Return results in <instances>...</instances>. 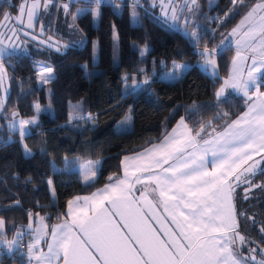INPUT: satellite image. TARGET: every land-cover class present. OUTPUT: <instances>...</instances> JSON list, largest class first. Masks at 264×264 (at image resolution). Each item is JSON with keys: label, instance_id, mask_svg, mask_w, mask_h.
<instances>
[{"label": "trees", "instance_id": "16d2710c", "mask_svg": "<svg viewBox=\"0 0 264 264\" xmlns=\"http://www.w3.org/2000/svg\"><path fill=\"white\" fill-rule=\"evenodd\" d=\"M63 1L53 0V4ZM255 1L243 0L236 6L232 0L217 1L213 11L216 17L212 22L205 20L207 36L215 30L213 45ZM19 2L0 0V19L5 12L14 13ZM230 8L234 13L225 19ZM99 12L96 26L90 11L75 20L85 40L82 47L70 46L58 54L45 52L43 60L53 69V78L45 87L37 85L32 56L11 54L3 58L9 75L5 111L16 110L22 120L36 119L35 124L25 126L28 134L23 139L19 130L10 132L0 125V218L5 222L6 235L23 230L29 213L43 216L49 225L59 221L70 198L109 183V177L120 172L123 156L158 143L178 119L183 117L195 130L209 121L215 126L235 119L246 108L238 95L220 100L215 97L230 65V54H216L219 74L210 77L197 66L201 42L194 44L181 33L168 31L141 9L138 23L132 25L128 5L117 13L111 3H101ZM217 18L224 22L217 25ZM143 46L148 49L141 57ZM176 63L186 64L187 70L180 76L166 77ZM144 77L148 84L134 86ZM36 104L40 105L39 112ZM127 113L131 128L116 131L115 126ZM71 116L83 119L71 122ZM96 159V176L83 181L81 166ZM262 170L264 161L251 177L252 184H264ZM247 187H239L241 194L235 200L238 230L245 237L241 251L247 257L253 254L249 249L255 248L259 261L264 260V233L260 232L264 227V189L253 188L245 200L243 190ZM18 253V248L0 253V264H23Z\"/></svg>", "mask_w": 264, "mask_h": 264}, {"label": "snow or ice", "instance_id": "6c2138e0", "mask_svg": "<svg viewBox=\"0 0 264 264\" xmlns=\"http://www.w3.org/2000/svg\"><path fill=\"white\" fill-rule=\"evenodd\" d=\"M91 2L96 6L92 15L98 17L103 0ZM140 2L132 0L133 20H138L136 7ZM52 3L53 0H43L44 9L47 10ZM151 3L155 7L157 0H151ZM238 3L242 4L243 0H232L233 6ZM159 4L163 17L175 22L184 9L193 13L197 0H185L183 5H177L175 0H159ZM40 6L41 0H33L27 8L21 4L19 15L14 19L23 24L26 10V27L34 28ZM62 7L67 13L69 5L64 3ZM83 11L85 9H79L73 20ZM233 13L234 8L229 9L224 14L225 19ZM3 19L8 22L13 18L5 12ZM188 27L189 21L185 19V31ZM198 28L199 25L193 27L189 33L196 43L200 39ZM10 30L12 36L7 38L20 40L19 32H23V28ZM43 32L41 26L40 33ZM24 35L30 33L24 32ZM221 35L222 46L229 42V37L235 38L236 56L232 60L229 78L216 91V97L220 100L230 87L246 98V110L235 119L225 121L220 130L212 128L207 135H204L205 128L212 127L211 121L207 125L202 123L193 134V129L182 117L159 143L145 148L137 156H126L124 161H131V164L122 161L123 177H109L110 183L90 196H76L67 201L66 218L62 217L63 222L53 225L50 232L46 231L48 226L44 224V217L39 218L40 227L35 229V238L27 245L30 261L35 260L36 264H247L251 260L255 264H264V260H256L255 248L249 249L252 255L244 257L233 247L237 240L240 244L245 243V237L238 231L236 189L248 185L244 189L245 200L249 199L248 193L253 188L264 189V184L251 183V177L264 161V155H261L264 154V91L260 83L264 79V0L253 5L227 36ZM4 36L0 33V87L6 76L2 59L6 52ZM23 43L9 44L7 48L24 52ZM40 43L58 52L69 47L59 41L53 42L51 36ZM218 51V47L209 50L205 46L200 53L204 66L210 67L213 75ZM246 52L251 56L243 54ZM249 58L251 64L246 66ZM84 67L87 71V66ZM184 67L176 65L175 72ZM52 73L51 67H42L38 78L49 83ZM148 82L147 78L143 81L144 84ZM3 103L0 98V108ZM35 107L39 112L40 105ZM227 115L223 113V116ZM71 118L83 119L82 116ZM35 123V118L19 121L21 139L28 134L25 126ZM9 130H17L14 121L9 124ZM25 152L30 154L27 146ZM256 155L261 158L254 159ZM98 163L81 166L85 182L96 176L94 169ZM48 183L51 185L52 181ZM137 185L141 187L137 189ZM52 192L55 195L54 189ZM29 219H32L31 213ZM4 227L5 222L0 218V243L11 250L16 240L3 238ZM260 232L264 233V227ZM46 235L51 239L47 243V252H43L37 246Z\"/></svg>", "mask_w": 264, "mask_h": 264}, {"label": "rangeland", "instance_id": "374dc122", "mask_svg": "<svg viewBox=\"0 0 264 264\" xmlns=\"http://www.w3.org/2000/svg\"><path fill=\"white\" fill-rule=\"evenodd\" d=\"M19 1L20 2H19L17 10L14 13H10V15L13 19L9 20L8 22L4 21L3 16L0 19V24L4 25V26L0 27V33L5 34L3 39H4V47L6 48V52L4 53L2 59L11 55V54H24V55L32 56L34 58V69H35V76H36V80H37V85L39 87H45L48 83H43L42 81H40L38 78V73L42 67H51V66H49L47 63H45V61L43 60L44 59L43 55H45V52H50V51H52L55 54L56 53L58 54V53L63 52L66 48H61V50L58 52L55 50V48L48 47L47 44H41L40 41L41 40L47 41L48 38L51 36L53 39V42L59 41L60 44H62V45L67 44V45H69V47L70 46L82 47L84 45L85 40H84L83 35L80 33V31L76 27L75 20L81 14H83L87 11H90L91 16H92V23L94 26H96L98 23V17H94L92 15V9H94L96 6L94 3L91 2V0H65L61 3L56 4V5H54L53 3L50 4L48 6L47 10H45L43 7V0H41V6L38 10L37 18L34 20V28H27L26 27V24H27L26 10H25V14L22 17V19L24 21L23 24H20L14 18L17 15H19L18 10H19V7L21 4H25L26 8H27V6H30L33 3V0H19ZM217 1L218 0H211V4H210V0H204L203 3H201L200 0H197V4L193 8L194 14L189 13V11L187 9H184L183 14L180 17V19L178 21H175V22L171 21L170 19H166L165 17H163L162 12H161V8H160V4H159V0H157L155 7L152 6L151 0H141L140 5H138L136 7V11L138 13L139 9H141L144 15L152 17L157 22H159L163 27H165L168 31H177V32L181 33L182 35H184L185 37L189 38V40L194 44H197V43L193 40V38L189 35V33L191 32L193 27H196L197 25H199V28L197 30H198V33L200 36L199 42L202 43V47L199 51V56L197 58V63H199L198 67L202 72L207 73L209 71L207 69H210V67H206V66L202 65L203 64V58L200 55V53L203 51L204 47L207 45H210V48L207 46L209 48V50H211L212 48L218 47L219 48L218 53L225 51V53L227 55L230 54V58H231L230 65L227 69L226 74L224 75V78H223V81H224L225 79L229 78L230 71L232 70V60L236 56V45H235V38H232V37H229V42H226V44L223 46L220 45L221 40L218 41V43L216 42V45L215 44L213 45L212 41H211V37H212L213 31H215V30H212V33L209 36H207V33L205 31L207 29V27H206L205 23H206V21L212 22L214 20V18L216 17V13H214L213 11L215 10L214 7L217 5ZM73 2H77L78 4L75 5ZM175 2L177 5H183L185 0H175ZM189 2H190V0H189ZM258 2H259V0H256L254 3H252V5L248 7V9L245 11V13L242 16L238 17V19L236 20V23L231 28H229L228 30H225V36H227V34L231 31V29L239 23V21L247 13V11H249L251 9V7ZM64 3H67L69 5V9H68L67 13H65V11L62 7V4H64ZM102 3H111L113 10L117 13H119L121 11V9L123 8V5H128L129 6L130 23L132 25H136L138 23V20H133V18H132V0H103ZM87 4H89V5H87ZM203 4H204V8H203ZM113 5H115V6H113ZM79 9H85V11L80 12L76 16V19L73 20V15L77 14ZM230 9H233V8H230ZM206 17H210L211 19H207ZM185 19H187L189 21V27H188L187 31H185V29H184V20ZM220 20L221 19H219L217 25L220 23ZM41 26H43V28H44L43 34L40 33ZM14 27L17 29L23 28V32H19L20 40H15V39L10 40L7 38V37L12 36V32L10 29H12ZM24 32L30 33V35H24ZM33 36H36L37 39H35V40L32 39ZM209 40H210V42H209ZM21 41L24 42L21 45V47L25 49L24 52H21L19 49L13 50L12 48H7V46L9 44H19ZM147 49L148 48L146 46H143L140 48V56L141 57L145 56ZM142 52H143V55L141 54ZM243 54L248 55L249 57L251 56V53H248V52L243 53ZM93 59H95V53H93ZM215 60H216V54H215ZM250 64H251V59L249 58V60L246 62V66L250 65ZM176 65H184L185 66L178 73H180L184 70H187V68H188L187 65L184 63H176L167 72L166 75L178 74L177 72H175V66ZM216 65H217V61H216ZM216 71H217V74H219L218 67H216ZM52 78H53V73H52ZM145 79L146 78L144 77L142 82H140V83L138 82V84H136L135 86L139 87L142 84H144L143 81ZM260 83L264 84V80L262 79L260 81ZM220 86H221V84H220ZM8 90H9V75H8L7 70H6V76L4 78L3 86L0 87V98H2L4 101L3 107L0 108V125L2 123L4 125V128L9 130V124L14 121L17 125V130H18L19 129V121L22 119L20 118V116L18 115L16 110L5 111V109H4V106L6 105V98L8 95ZM226 90H228V93L234 92V93L242 94V93H239L230 87L226 88ZM261 90L263 91L264 89H261ZM45 91L47 94L49 93L48 88H45ZM215 96H216V92H215ZM13 113H16L17 115L14 116ZM71 117H70L71 122L73 120L74 121L76 120V119H73ZM224 123H225V121L221 124L212 126L211 128L206 127L205 132H211L212 128H216L217 130H220V128L222 127V125ZM130 128H131V115H130V113H127L125 115V117L119 123H117V125L115 126V130L116 131H127ZM199 128L193 130V134H195V131L199 130ZM14 131H16V130H14ZM14 131H10V132H14ZM6 138H7V140L10 139L9 136ZM261 155H264V154H261ZM260 158L261 157L259 155H256L254 157V159H260ZM97 161L98 160L96 159V160H92L91 162L95 163ZM97 167H98V164H96L95 168H97ZM260 167H261V165L259 166V168ZM259 168H258V170H259ZM54 169L58 170L57 167H54ZM121 176H122V172H121V168H120V172L118 174L114 175L113 178L121 177ZM82 179L84 181V178H82ZM244 185H246V184H244ZM237 190H239V187L236 189V196H237V194H239V195L241 194V192L239 191L240 193H238ZM243 192H244V190H243ZM236 196H235V200L237 198ZM27 229L28 228H26V225H25L22 232L27 233ZM17 232H20V231H15L12 235L9 236V235L5 234V230L3 229V238L8 240V241H12L13 239H15L17 241V239L19 237L16 235ZM240 235H242V234L240 233ZM241 245L242 244H240V242L237 240L236 244L233 245V247L235 249H237L238 253L241 256L245 257L247 254L246 255L242 254ZM0 246L3 249H5V252H7V253H10L12 250V249L9 250L8 247L3 243H0ZM13 246H15V245H13ZM19 253H20V251H19ZM247 264H251V263L248 261Z\"/></svg>", "mask_w": 264, "mask_h": 264}, {"label": "crops", "instance_id": "0c3cea01", "mask_svg": "<svg viewBox=\"0 0 264 264\" xmlns=\"http://www.w3.org/2000/svg\"><path fill=\"white\" fill-rule=\"evenodd\" d=\"M198 64L199 63H197V66H198ZM202 65H204V64H202ZM207 70H209L206 74L208 75V76H210V77H217L218 76V74H217V71H216V69H215V75H213L212 74V69L210 68V69H207ZM186 70H184V71H182V72H180V73H178V74H173V75H166V77H168V78H174V77H177V76H179V75H182L184 72H185ZM223 84V79H222V83H221V85ZM221 87V86H220ZM219 87V88H220ZM264 91V90H263ZM230 94H234V95H238V96H240V97H242L244 100L246 99L242 94H238V93H228V90H225V96H227V95H230ZM224 96V97H225ZM216 97V96H215ZM217 98V97H216ZM223 98V97H222ZM245 110H246V108H245ZM244 110V111H245ZM243 111V112H244ZM181 120V118L180 119H178L177 120V122L174 124V126L170 129V131L169 132H171L172 131V129L173 128H175L176 126H177V124H178V122ZM168 132V133H169ZM207 133H209V132H204V135H207ZM159 143V142H158ZM152 147V145L151 146H149V147H147V148H151ZM144 150H142V151H139V152H137V153H134V154H130V155H126L127 157H134V156H137L139 153H141V152H143ZM126 156H123L122 158H121V161H120V168H121V172H122V176L120 177V178H122L123 177V171H124V169H123V164H122V161H124V158L126 157ZM255 157V156H254ZM124 163H128V164H131V161H124ZM130 171H131V167H130V169H129ZM111 182H114V181H111ZM110 183V182H109ZM108 184V183H107ZM106 185V184H105ZM104 185V186H105ZM104 186H102V187H100V188H97V189H95L94 191H92L90 194H81V195H75V196H73L72 198H70L69 200H72V199H74L76 196H90L93 192H96L98 189H101V188H103ZM137 187V189H139L141 186L140 185H137L136 186ZM136 195H138L139 193L137 192V193H135ZM68 200V201H69ZM161 211V213H162V209L160 210ZM66 213H67V203H66V208H65V212H64V215H63V218H66ZM40 217H43V216H35V217H32V219L30 220V219H28V221H27V224H26V228H28L27 229V233H25V232H22V230H18V231H20L21 233H22V235H20L19 237H18V239H17V241H16V244H15V246H13V248H12V250H11V252L13 251V250H16L17 249V245H18V243L20 242V241H22V239L24 238V242H25V246H26V250H25V261H26V263L27 264H36V261L35 260H29V256H28V251H27V245L35 238V229L36 228H38V227H40ZM63 222V220L62 219H60L59 221H57V222H54V223H52V224H47V222H46V220H45V218H44V224H46L47 226H48V228L46 229V231H49L50 232V229H51V227L53 226V225H55V224H59V223H62ZM29 224H31V229L29 228ZM4 230H5V228H4ZM50 239H51V237H50V235H46V236H44L43 237V239H41L40 240V242H39V244H38V248L40 249V250H42L43 252H47V243L50 241ZM0 253H6L5 252V249H3L1 246H0ZM21 253V252H20ZM20 253H18V254H20ZM54 264H55V262H54Z\"/></svg>", "mask_w": 264, "mask_h": 264}, {"label": "built area", "instance_id": "2783aa9c", "mask_svg": "<svg viewBox=\"0 0 264 264\" xmlns=\"http://www.w3.org/2000/svg\"><path fill=\"white\" fill-rule=\"evenodd\" d=\"M17 248L21 252L20 255L23 257V264H27L25 261L26 246H25L24 239L18 243Z\"/></svg>", "mask_w": 264, "mask_h": 264}]
</instances>
